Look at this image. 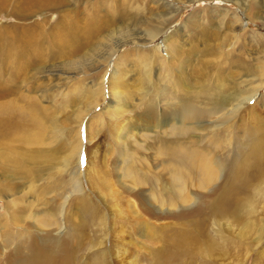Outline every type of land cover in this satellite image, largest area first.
Here are the masks:
<instances>
[{
	"label": "bare ground",
	"instance_id": "bare-ground-1",
	"mask_svg": "<svg viewBox=\"0 0 264 264\" xmlns=\"http://www.w3.org/2000/svg\"><path fill=\"white\" fill-rule=\"evenodd\" d=\"M115 2L0 0V12L9 11L17 20L6 22L3 27L0 25V196L6 198L10 195L4 201L2 209L6 214L2 217L15 226L9 228L0 218V264H77V255L84 247L100 248L102 244L99 238L103 235L106 219L98 215L88 194L91 190L89 184L92 190L99 193L108 184L101 175L105 168L100 161L104 159L101 160L100 155V163H97V145L92 143L88 127L85 174L90 168L94 170L92 177L87 179L89 192L82 187L78 160L81 147L79 125L84 114L103 99V76H100L99 83L85 85L82 89L91 95V100L94 97L97 100L79 117L75 136L71 137H68L70 135L64 120L55 116L57 108L51 111L52 106L42 107L38 99L34 98L35 85L30 80L36 74L51 73L61 57L82 48L88 34L94 36L99 33L95 46L98 42L100 44V40L111 36L107 30L111 22H114L116 34L128 37L137 34L134 28L129 27L138 25L148 31L151 36L147 41H151L180 11V8L167 2L156 1V12L147 7V1L144 0ZM83 5L90 10L88 20L84 16L86 13H82ZM37 11L43 12L42 17L30 20L29 16ZM51 11L55 12V16L47 14ZM224 22L222 19L217 26L214 25L217 32L213 28L199 31L201 42L204 43L202 48L192 47L191 41L174 32L169 34L165 57L158 54L157 47L138 53L140 68L136 69L134 89L128 82L133 89V92H128L135 100V105L141 103L143 106L142 119L141 114L134 110L131 112V109L127 111L128 114L132 113L130 125L124 127L125 122L121 124L123 131L119 129L120 126L112 129L119 139L122 138L116 140L118 145L113 147V169L117 171L115 176H118L121 186L127 188L128 194L136 195L141 203L144 202L146 206L141 204L140 208L136 200L139 210H143L146 215L152 214L157 220L170 218L175 221L180 213L204 212L211 207L215 231L208 236L210 245L215 246L218 238L230 239L228 231L233 229L234 224L231 221H235L238 227V243L243 244L241 237L248 236V239H252L248 242L251 245L264 239V222L257 224L254 220L258 206L255 198L264 199V116L261 117L255 109L259 104L264 105V92L261 93L264 63L261 68L256 62L260 51H264V36L250 33L248 37L237 19L229 26H225ZM82 23L86 24L89 33L82 28ZM186 23L192 27L193 22ZM242 32L245 40L248 39L247 45L253 42L255 45L252 46L255 47L263 43L260 51L250 47L255 49L251 64L243 59V46H237ZM83 35L85 39L82 40ZM178 38L188 42L183 41V45H180L176 43ZM231 44L232 48L223 52V46ZM166 58L170 60H163ZM66 59L72 62L68 57ZM108 60L105 59L106 64ZM195 60L200 64L198 68L191 64ZM61 62L67 64L66 60ZM95 62H91L88 67L94 66ZM156 62L161 63L159 69L153 66ZM113 67L107 79V90L108 102L113 104L108 110L114 114L109 112L108 117L113 116L112 121H116L123 114L125 101L130 94L127 92L126 95L124 89L126 86L128 89V85L125 86L127 79L125 81L118 74L123 72V63L117 62L116 58ZM47 68L52 69L47 71ZM213 74L216 81H213L214 77L211 78ZM27 81L31 94L20 90ZM46 84L36 91L47 95ZM257 95L254 105L248 106V98ZM75 96L79 98L80 93L74 94L73 98ZM245 104L249 111L246 120L251 127L245 125V115L241 114ZM114 108L119 110L114 111ZM45 110H50L52 115L48 117ZM128 114L127 118L130 117ZM45 118L52 122V129L48 128ZM118 130L122 133L119 134ZM68 138L75 142L71 144ZM50 143H53L51 148ZM70 145L74 151L65 152ZM134 145L137 147L132 149ZM139 148L145 151L142 159L138 157ZM223 183L227 185L219 186ZM191 188L199 191V194H190ZM208 195L212 197L209 208L205 200ZM70 197H74L76 204L74 215L78 214L82 218L85 213L90 217H100L97 234H90L83 229L82 224L72 225V220L77 216L72 217V213L65 209ZM128 204L132 206L130 201ZM192 204L195 205L190 208ZM220 217L229 220L220 224ZM129 220L135 231H144L149 227L141 214L130 215ZM190 235L194 240L195 234L192 232ZM7 249L9 252H5ZM105 255L102 250L95 262L110 264L111 261L106 262Z\"/></svg>",
	"mask_w": 264,
	"mask_h": 264
},
{
	"label": "rangeland",
	"instance_id": "rangeland-1",
	"mask_svg": "<svg viewBox=\"0 0 264 264\" xmlns=\"http://www.w3.org/2000/svg\"><path fill=\"white\" fill-rule=\"evenodd\" d=\"M110 1L115 2L117 0H114V1L110 0ZM145 1H147V7L154 10V12L158 10L157 4L155 3L156 1L160 3L167 2V4H171L177 8H180V11L176 15L173 16V18L169 21V23L151 41H147V38L151 36V35H148L147 33L148 31L144 30L138 25L132 24L129 27V29L134 28V32L137 31V34L135 36L128 37L127 35L116 34L114 22H111L112 24H108V27H107V30L109 31L111 36L108 35L106 38H104V40H100L101 46L99 42H98V45L95 46L99 38V33H96L94 36L88 34L87 38L88 39L90 38L91 40H87L86 38V40L84 41L85 44H83L82 48H78V50L73 51L72 53H70V55L68 54L65 57H61L57 61L58 64L56 63L53 66V70H51V73L45 72V73L36 74L34 79L30 80V83H33L35 85L34 86V89H35L34 98L38 99L37 101L42 107L50 108V106H52L51 111L57 108L56 109L57 112L55 111L56 112L55 116H58L64 120L63 123L70 135L68 137H71V135H74L76 133V129L78 128V120L80 119L79 117H81V115L85 113L87 108H89V106L92 105L94 101L97 100L96 97H94V99L91 100V97H90L91 95L89 96L86 90L82 91V89L84 88L85 85L90 86L94 82L99 83L100 76L101 75L103 76L102 77V83L104 82L103 99L102 100L99 99V101L100 100L101 101L98 104H96L93 108H90L91 110L89 109L88 112L84 114L82 121L79 125L80 126L79 136L81 139V147L79 149L80 157L78 160L79 162L78 169H79L80 176H81L80 180H81L82 187L84 188L86 192H89V188L91 189L88 195L90 199L93 201V203L95 204L98 215L100 217H104L106 221H105V228L102 232L103 235L102 237L99 238L100 240L99 242L102 243L99 246L100 248H96V247L87 248L88 246L84 247L85 249L81 250L78 253L79 256L77 255V258H78L77 264H97L95 260H97L96 259L97 255L100 254L102 250L104 251V253H106L105 255L106 262L111 261L110 264H133V262L134 264L136 263L137 264H264V252H263L264 251V239L260 242L261 244L260 243L256 244L255 242H252L251 245H249L248 242L251 241L252 239H248V236H244V237H241L243 244H239L238 241L236 240L238 239L236 237V234L238 233L237 232L238 227L236 226L235 221L234 222L231 221V223H234L232 224L233 229H230L228 231L230 235V239H225V238L219 239L218 238L219 240L216 239L215 241L217 243L215 246H212L209 244L208 236L210 237L211 234L212 233L214 234V231H215V229L213 228L215 224L213 220L214 216L211 213V210H210L211 207L209 208V205H208L209 202L212 200V197H210V195H208L206 197L207 199H205L207 202V206L209 208L207 211H204V212L195 211L194 213L192 211L189 213H183L184 215H181L180 213L179 218L175 221H173V219H170V218H163V219L157 220V218L153 216L152 214L146 215L143 210H139L138 207L140 206L141 208V204L145 205L144 202L141 203V200L138 199V196L135 195L137 197L136 198L135 196L128 194L127 188L124 186H121V184L119 183L118 176H115V174H117V171L114 170L115 167H113L115 166V162H114L115 161L114 160L115 149L113 150V147L118 145V142H115V141L116 140L118 141L119 137L116 136L115 132L113 133L114 130L112 131V129L115 128L116 126H120L119 129H122L123 131L122 125L124 122L127 125L125 126V123H124V127H128V125H130L129 121L131 122L132 120L131 118L132 113L128 114L127 113L128 110H129L128 112H130L132 109L131 112H133L134 110V112L138 113L139 115L143 111V106H141V103L135 105V102H134L135 100L133 101V98L131 97V94H130L131 92H133L134 81L137 78L136 69L140 68L139 66L140 61H138L139 54H140L139 52L148 51V50H151L153 47H157L158 54L161 57H165L166 56L165 48H167L166 45L170 41L169 34L171 35L174 32L177 33V35L179 34L182 35V37L188 39V41H191L192 47L194 46L196 49L202 48L204 47V43L201 42L202 40L200 38L199 31L202 30L203 28H206L207 30H210L211 28H213L217 32V29L214 27V25L217 26L218 23L222 21V19L225 20L224 22L225 26H229L230 23L233 22V20L237 19V21L239 23L241 22L242 27L247 31L248 37L250 33H252L253 35H259V36L263 35L264 36V0H188V1L187 0H144V2ZM153 7L155 9H153ZM81 10L83 14L86 13V15L84 14V16H85V19L88 20L90 10L84 7V5L81 7ZM42 13L43 12H38V11L35 12L34 14L32 13L29 16L30 17L29 19L30 20L33 18L38 19L42 17ZM53 13L55 12L51 11V12H48L47 14L52 16ZM53 15L55 16V14ZM10 21L12 22V21H17V20L13 15L9 13V11H1L0 12V25H2L3 27L4 23L7 24ZM186 21L188 23L193 22L192 27L187 25ZM85 23H87V21H85ZM85 23H82V28L85 30L86 33H89L86 30ZM218 33L221 34V32H218ZM243 34L244 32L241 33V38L237 42V46L238 47L243 46V48L241 49V53H243V59L246 63L248 62L249 64H251L254 60L253 56H254V50H255L251 48H253L254 46L252 45H255V44L253 42H249V45H247L248 43L246 44V42L248 41V39L245 40L244 38L245 34L244 35ZM85 35H83L84 38H82V40L85 39ZM165 38H168V40L165 41ZM183 41H180L178 38V41H176V43H180V45H183ZM188 41L186 40L184 43H187ZM77 43L78 42H76L75 44ZM263 43L262 44L259 43L257 45L258 47L255 46L254 48H257L260 51V48L262 47ZM184 47H188V46L185 45ZM214 47L215 45L212 47V49ZM231 48H232V44L228 46L224 45L222 50L223 52H227ZM233 52L237 53L235 51ZM262 52L260 51V56H259L260 60L258 58V60L256 61L259 65H261V68L263 67V63H264V51ZM110 54L112 56H110ZM67 57L69 58L70 61H72L71 63L68 61V59H66ZM106 58H109V60L107 61V64L105 62ZM116 58H117V62H121L124 65L123 72L122 73L119 72L118 74H121V76L124 77V80L125 78L127 79V82H125V86L128 85V82H129V84L131 83L133 85L131 86L133 87V89L130 87L131 84L128 85V89H126L127 86L126 88L123 86L125 89L126 95L130 94V96H127L128 99L126 98L127 101H125L126 106L125 105H124L125 107L123 106L124 107L123 114L119 115L116 121H112L114 117L113 116L112 118L108 117L109 112L113 113V111L108 110V108L110 109L111 105L113 104L111 101L108 102L109 95H108V90H107V79L114 68L113 66H114V62ZM95 59H98L97 61L99 62L97 61L96 62L99 64H96V62L93 61ZM61 60L62 61L66 60L67 64L66 63L63 64ZM163 60L167 62L170 59L166 58ZM128 61L129 63H126ZM91 62H95L94 66L95 64L96 66L88 67ZM65 64L66 66H64ZM79 64L80 66L81 65L82 66L81 67L78 66ZM160 64L156 62V63H153V66L159 69ZM191 64H193L196 68L200 66V64H198V60L192 61ZM67 65L69 66L67 67ZM48 69H52V68H47V71ZM126 76H129V77L131 76L132 78L131 77L127 78ZM213 77H214L213 81H216L215 74L211 76V78ZM57 78L59 79L60 82L58 81ZM46 83H48V85ZM54 83H58V84L54 85ZM44 84H46V89L48 90L47 95L45 96L42 95V92L40 91L41 85H44ZM51 87H54L55 90H53V88ZM38 88L40 90L36 91ZM20 90L27 94L32 93L31 88L28 85V81L25 82L24 85H22ZM52 90H53V93H52ZM79 90L82 92H80ZM262 92H264V83L262 85L261 93ZM76 93H80L79 98H77L76 96L75 98H73V95L74 94L76 95ZM257 98H258V95L248 98L247 100L248 106L254 105V102L256 101ZM131 101L134 103H132ZM129 102H131L130 103L131 106L129 105ZM255 109L257 112H259V115L261 117L264 116V105L263 104H259V106H256ZM117 110L114 108V111H117ZM45 112L48 115V117H50V114H51L50 110H45ZM126 113L130 117L127 118ZM248 113H249L248 107H247V104H245L241 110V114L246 116V117L243 116V118L245 119L244 120L245 125L246 126L250 125L251 127L250 122L248 123L246 120V118L249 116ZM141 117H142V114L140 118ZM237 123L239 122L237 121ZM46 124L48 128L52 129V122L49 121V119H46ZM86 127H88L89 129V135L92 138V143L95 142L97 145L98 153H97L96 161L97 163H100V162L104 163L105 169L103 171L105 174L101 173V175L105 183L108 184V186L106 185L107 190L104 189L101 193L97 191L95 192L94 190H92L90 184L88 188L89 181L87 182V179L92 177V175L94 174L93 173L94 170L93 168H90L87 171V174H85V167H86V162H87V157H86L87 151L85 147L86 139H87ZM96 131L98 132V134L96 133ZM117 132L119 134L122 133L120 130H118ZM65 137L67 136L65 135ZM121 139L122 138H120L119 140ZM68 140L71 144L75 142V141H72L73 139L71 138H68ZM51 145H53V143L52 144L50 143L49 148H51L50 147ZM46 147L47 146L45 145V148ZM131 147L132 149H135V147L137 146L134 145ZM72 148H73L72 145L68 146L65 152L71 153V151L73 150ZM144 152L145 151L144 150L142 151V148L138 149L139 159H142V157H144ZM147 153L149 154L148 151ZM59 154L61 155V153ZM100 155L102 156L101 160L103 159L104 160L98 162V159L100 160ZM113 171H114V174H113ZM223 185H227V184L223 183L219 186H223ZM229 189H231L230 186H229ZM190 190H191L190 194L191 193L197 194L199 192L192 188ZM7 197L9 199L10 195H7ZM6 198L0 196V218L2 219V221H4V223L9 225V228H15V226L11 225L8 221H6L2 217L4 214H6V211L2 209ZM137 199H138V202L140 203L139 206H137L138 205V202L136 201ZM128 200L131 202L132 206L128 204L129 203ZM255 201H256L255 203L258 206H257V210L254 216V220L255 222L257 221V224L258 223L262 224L264 222V199L255 198ZM21 204H24V203L21 202ZM34 204L35 206H37L36 202ZM75 205L76 204L74 202V197H70L68 201V205L65 206L66 212L70 211L73 215L72 217L77 216L76 219L72 220L71 222L72 225L82 224L83 229L88 230L90 234H93V235L97 234L98 233L97 223L100 217H97V218L96 216L90 217L85 213L83 214L82 218L78 214L74 215L75 214L74 212H76ZM194 205L195 204H192L190 208L194 207ZM133 209H134L133 211L134 213L131 212ZM134 214H137V215L141 214L143 217V220L147 221V225H149V227H147V229L145 228L144 231H135V229L133 228V223L129 220V216L134 215ZM126 216L128 217V219ZM59 217L62 218L60 215ZM219 220H220V224H222L224 221L229 220V218L220 217ZM68 224L69 223L66 224L67 227H68ZM190 231H192L195 234L193 235L194 240H192V236L190 235L192 232ZM183 236H185L186 238ZM184 239H187V240H184ZM180 240L182 241L181 243H180ZM178 245H180V247ZM13 246L14 245L12 244V247ZM247 247L248 249H246ZM170 248H172L174 252H172L173 250ZM6 251L9 252V249L5 250V252ZM168 255H172V256H168Z\"/></svg>",
	"mask_w": 264,
	"mask_h": 264
}]
</instances>
